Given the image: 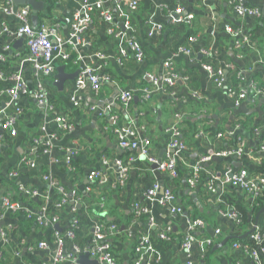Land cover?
<instances>
[{
  "label": "crops",
  "instance_id": "1",
  "mask_svg": "<svg viewBox=\"0 0 264 264\" xmlns=\"http://www.w3.org/2000/svg\"><path fill=\"white\" fill-rule=\"evenodd\" d=\"M38 1L43 2V7L36 11L31 7V24L37 28H56L58 37L68 39L75 15L82 11L83 0ZM103 1L104 9L115 17L119 36L108 33L106 20L96 11L84 30L83 40L65 46L64 51L69 57L59 59L52 76L38 74L31 64H20L26 49L24 39L14 34L18 21L13 15L0 13V57H5L4 61L0 60V65L4 66L2 70L6 72L5 76L21 74L27 85L19 100L23 108L19 133L6 139L0 146L2 258L6 260L4 256L10 255L7 259L9 264H40L50 260L56 253L57 245L42 249L38 242L43 239L52 241L54 231H58L55 228L57 224L62 229L58 232L64 235L79 216L83 217V228L76 232L91 234L99 213L95 209L91 211L87 200H77L76 193L99 199L103 189L106 190L104 192L110 191L111 199L107 201L102 214L107 213L111 221L117 219L121 224L120 227L114 223L118 229L109 238L114 250L121 249L119 253L114 251L118 264H134L135 255H153L158 259L157 264H253L251 257L236 249L233 243L257 230H264V215L257 224L258 214L251 218L245 228H237V217L232 215L231 207L249 201L248 195L239 188L225 187L222 207L229 213L226 217L219 211V195L209 190L203 193L204 182L195 189L190 188L187 177L197 161L205 155L212 157L203 164V176L208 175V180L213 178L217 190L221 188V179L230 173L247 169L251 174H256L255 170L261 164L264 154L258 149L264 142V96L255 104L244 101L236 107L227 95L226 86L217 87L202 63L215 61L220 65L227 64L225 71L230 83L247 86L251 80H255L264 90V0H243L260 9L259 17L240 16L233 0H139L135 10L129 6L130 0ZM8 3L15 8L24 6L16 5L13 0H0V5ZM178 6L185 9V14L193 15L191 23L173 21L171 15ZM34 14L38 16L37 20H34ZM81 18L84 19L82 14ZM228 25L247 33L249 42L240 49L235 48L233 38L226 30ZM4 26L8 27V32L2 31ZM160 28L162 31L158 32ZM129 38L139 41L144 48L145 58L142 62L136 61L132 55L120 57V47ZM19 40L22 42L17 45ZM181 47L190 49L191 53L180 52ZM167 61H171V66L179 71L181 78L145 99L143 89L152 86L148 75L161 79ZM58 67H62L66 75L62 89L53 82V79H58ZM83 71H90L100 78L107 76L108 80L101 81L99 89L95 90L85 77L86 87L77 90L79 74ZM237 72L244 80H236ZM40 84L45 86L47 97L53 104L52 109L39 105L37 90ZM12 85L13 81L0 80V88ZM123 91L133 94L129 102L121 101ZM75 92L77 104L72 100ZM9 98L5 96L0 104ZM251 114L253 116L245 123ZM58 115H64L72 123L70 131L62 132L55 121ZM208 125L223 128L225 134L218 137L206 132L205 126ZM43 127H46L43 134L46 137L53 132L59 134L48 153L34 150V139ZM121 127L135 129L139 139L150 137L151 156L165 159L177 152L180 176L171 177L166 171L154 168V163L141 155L140 149L121 148L117 134L113 132L114 128ZM173 128L180 130V139L185 143L180 152L169 146ZM256 128L258 132H255ZM200 131L203 134L196 136ZM229 132L233 135H229ZM239 138L246 143L244 155H214L218 151L232 150ZM68 150L76 151L72 164L77 169L74 168L73 175L66 164ZM31 151L34 152L35 165L19 166L20 158ZM104 159L109 160L108 165H103ZM117 160L128 167L127 180L122 185L118 181L120 167ZM94 169L107 174L106 184L98 185L97 181L87 179ZM14 171L17 176H13ZM44 174L57 180L69 193V204L58 213L60 221L53 228L41 227L33 222L29 224L23 214L4 210L1 201L2 196H9L34 212H40L45 205L51 209L58 200L52 194L58 192L43 179ZM154 185L159 186L156 198L145 197V192ZM168 186L175 193L177 204L185 208L182 213H173L169 206L158 203L164 188ZM20 187L35 190L38 195H30L21 191ZM137 200L151 210L153 227L149 226L148 215L134 216L132 207ZM97 205L101 206L100 203ZM189 217L201 220L203 228L196 230L195 241L185 249L181 243ZM254 226L255 230L247 234ZM169 227L173 232L172 242L164 241L157 235L158 231ZM216 228L222 230L220 235H215ZM2 229L7 241L1 234ZM119 231L125 234V239L121 241L122 248L113 243ZM229 236L233 237L223 243ZM145 238H149L148 251L138 253L137 249ZM235 238V241H231ZM205 239H211V244L204 245L202 242ZM72 244L67 239L65 250L71 251ZM209 249L211 253L207 260L204 257Z\"/></svg>",
  "mask_w": 264,
  "mask_h": 264
},
{
  "label": "built area",
  "instance_id": "2",
  "mask_svg": "<svg viewBox=\"0 0 264 264\" xmlns=\"http://www.w3.org/2000/svg\"><path fill=\"white\" fill-rule=\"evenodd\" d=\"M236 3L237 13L242 16H251L259 17L261 11L258 7L248 5L243 2V0H233ZM139 0H130L129 6L132 10H135L138 7ZM103 0H83L82 11L75 15V19L71 24V31L69 32L68 39H62L57 36L56 28H50L47 26L34 27L31 24L30 15L31 7L24 5L21 8H15L13 4L8 3L5 5H0V13H5L8 15H13L17 21L18 26L14 34L24 39L25 45V55L21 57L20 64H31L36 72L44 76H52L56 70L59 59L66 60L69 55L64 51L66 45H74L80 43L83 40L84 30L87 28V24L93 18V13L99 11L103 18L107 22V31L111 35L119 36L117 32L115 17L109 11L104 9ZM185 9L181 6H178L174 9V12L171 15V18H174V22L181 23L182 21L191 22L193 19L192 14H185ZM81 14L84 16V19L81 18ZM226 30L231 34L235 48L240 49L244 44L248 43L250 38L249 35L243 32L240 28H234L232 26H226ZM3 32H8L9 29L7 26L2 28ZM161 28L158 32H161ZM8 48V47H7ZM6 48V49H7ZM180 52L190 54V49L186 47H181ZM204 53L208 54L207 51ZM129 55H132L136 61L142 62L145 58L144 48L141 43L134 38H129L124 42V45L120 47V57L125 58ZM1 61L5 60V57H0ZM203 68L208 72L211 80L216 84L217 87L221 88L224 85L226 86L227 95L233 100L234 105L239 107L244 101H249L252 104L255 103L256 99H260L264 96V90L260 87L259 83L255 80H251L247 86L238 85L235 86L234 83H230L227 79L226 68L227 64L220 65L215 61L203 62ZM165 74L161 79L151 74L148 77L151 80L152 86L145 87L143 89V97L148 99L153 95L154 92H157L159 89H162L167 86H172L177 79L181 78L179 71L175 70L171 66V61H167L164 65ZM5 71L0 70V80L13 81V85L9 87L0 88V100L4 99L5 96H9V100H5L3 104H0V146L8 138L15 137L19 133V120L23 115V108L19 104L22 93L26 90V81L21 74L5 76ZM77 81V90L85 88L84 78L87 77L92 83V87L95 90H98L100 87L101 81L108 80L107 76L99 77L90 71L86 73L85 71L79 74ZM236 80H244L241 73L237 72ZM57 79H53L55 83ZM133 94L130 91H123L120 95V99L123 102H129ZM37 100L39 105L47 107L49 109L53 108V104L48 99L46 94V89L43 84H40L37 90ZM74 103H78L76 92L72 96ZM55 121L60 125L62 132H68L72 128V123L64 116L58 115L55 118ZM46 127L41 129V133L37 135L34 139V150H41L44 153H48L53 146V143L58 138L59 134L56 132L49 133V136L46 137L44 130ZM114 134H117L118 142L121 148L128 150L140 149L141 155H145L149 158L150 162L157 164L158 168L166 171L171 175V177H176L177 167H178V153L173 152V154L168 155L165 159H159L157 157L151 156L150 144L151 138L144 137L142 139L137 138V133L135 129L131 127H121L119 129H113ZM255 132H258V128L255 129ZM203 134V131H200L196 134L199 136ZM224 133H218V137H222ZM233 135L232 132L228 133ZM171 140L169 143L172 150L182 151L185 147V143L180 139V130L173 128L171 131ZM260 152L264 154V142L260 145ZM76 151L68 150L66 155V164L71 173L74 172V167L72 164V158L75 155ZM246 153V143L242 138L238 139L237 146L229 151H218L214 155L216 156H229L235 155L236 157H241ZM211 155L202 156L197 163L193 166L191 176L187 179V184L190 188L195 189L201 182V173H203L204 168L203 164L211 159ZM109 160L104 159L103 165H108ZM116 163L119 165L120 170L118 173L119 183L122 185L127 180L128 176V167L124 165L120 160H117ZM19 166L35 165L34 152L31 151L29 154L24 155L19 160ZM13 176H17V172H13ZM211 176V175H210ZM212 177V176H211ZM43 179L48 181L53 189H56L59 195L62 196L60 201H56L54 208L57 211H61L64 206L68 203L69 193L67 190L58 183L57 180L52 179L49 174H44ZM87 179L90 181H98L99 184H106L108 176L103 170L94 169L90 171L87 176ZM214 179L209 180L208 190L214 193H217V202L219 204L224 202L223 199V189L227 186H232L243 190L251 200L257 199L264 192V174H251L247 169H239L236 172L230 173L226 177L222 178L220 181V189L217 190L214 187ZM159 186L154 185L151 189H148L144 196L149 199L156 198V191ZM21 191H24L30 195H38V192L35 190H28L24 187H20ZM75 195V191L72 192ZM2 205L4 210L17 212L23 214L28 220L33 221L41 227L53 228L59 221V215L55 211H51L47 205L43 207L40 212H34L30 207L23 205L20 201H14L9 196H2L1 198ZM158 203L164 206H169L173 213H182L185 208L177 204L176 195L173 190L168 186L164 188L163 195L158 199ZM133 212L135 217H139L142 214L148 215V223L150 227L154 226V217L150 215V209L143 204L141 200H137L133 204ZM75 210V207L72 208ZM3 209H0V220L3 217L1 212ZM232 215L237 217V214L233 207H231ZM221 215L228 216L226 210L219 209ZM199 228H203V223L201 220L189 217L188 218V227L185 230L184 238L181 243V246L185 249L189 248L190 245L195 241L196 236L195 232ZM78 222L75 220L71 223L70 229L63 235L58 231H54L52 241L40 240L38 242L39 248L49 249L50 245L56 244L57 250L53 257L50 260H44L40 264H80L79 259L83 255V252H88L89 257L96 259L98 264H118L115 253L113 252V244L109 241V238L116 234L118 229L116 224L106 225L103 222L96 221L94 229L91 233V239L88 243L87 248L82 251L80 246L74 242L76 231L80 230ZM1 230V229H0ZM215 235H220L222 230L220 228L215 229ZM1 234L5 241H7L6 233L2 229ZM158 237L164 241L172 242L174 239L173 232L171 228H166L158 231ZM71 240L72 250H65L66 240ZM251 239L253 243L250 242H234L233 246L236 249H241L243 253L252 259L253 264H263L264 258V230H257L251 234ZM149 238H145L141 242V246L137 249L138 253L143 251H148L149 248ZM211 239H205L202 243L204 245H210ZM0 257H2V251H0ZM158 259L153 255L137 256L134 257V264H157ZM188 264H191L190 262Z\"/></svg>",
  "mask_w": 264,
  "mask_h": 264
},
{
  "label": "trees",
  "instance_id": "3",
  "mask_svg": "<svg viewBox=\"0 0 264 264\" xmlns=\"http://www.w3.org/2000/svg\"><path fill=\"white\" fill-rule=\"evenodd\" d=\"M182 22H188V21H185L184 20ZM191 22H188V23H191ZM2 69H4V66L3 65H0V70H2ZM227 79H228V75H227ZM228 81H230V79H228ZM258 101H259V98L256 99L255 103H257ZM252 116H253V114H251V116L248 117V119H247V121H245V123L249 122V120H250V118ZM202 121H205V120H202ZM242 124H244V122ZM205 131L208 132V133H212L213 135H217L218 133H224L225 132V131H223V128H220L218 126L217 127H211L209 125L208 126H205ZM261 160H262L261 161V164H259L257 166V169L255 170V173L256 174H264V156L262 157ZM73 167L75 169H77L75 166H73ZM177 173H178V175L176 177H179L180 174H181V171H180V168L179 167H177ZM71 174L73 175V173H71ZM190 176H191V173L188 175L187 179ZM203 182H204L203 187H204L205 190L204 189H202V190H203V193H205L206 191L208 192V185H209L210 182L208 180V175L203 176V173H201V182H200V184L203 183ZM97 183H98V185H100L98 181H97ZM101 191H102L101 198H99V199H97L95 197H93V198H91V197L90 198H86L80 192L76 193L77 194L76 195V199L77 200H81V201L87 200V204L90 206L91 211L95 209L99 213V218L97 219L98 221L103 222L106 225L117 223L120 226L121 224L117 221V219H114L113 221H111L110 220V215H107V213L102 214L106 210L104 207L107 206V201L110 200L111 198H110V195H109V192L110 191L109 192H104L106 190H103V189ZM52 196L54 197L55 200L58 198L57 201H60L61 198H62V196L61 195L59 196L56 192H53ZM97 203L98 204L100 203L101 206L100 205H97ZM68 204H69V202L67 203V205ZM220 206H221V209L224 208V207H222V203L220 204ZM232 207H233V209L235 210V212L237 214L236 223H238L237 224L238 227L237 226L236 227L237 228H240V229H242L243 227L245 228L246 225H248L251 222V218L255 217L258 214V212L262 208H264V192L257 199H254V200L249 199V201H247L245 203L244 202L243 203L240 202V203H237V204H233ZM50 210L51 211H55V213H57V214L60 212V211H57V209L54 208V207H52ZM223 210H225V209H223ZM81 220H83V217L82 216H79V219H76V221L78 222V225L80 226V228H83L82 227ZM27 221H28L29 224H30V222H33L31 220L29 221L28 219L26 220V222ZM124 236H125V234L123 232L119 231L118 237L117 238H114L113 243L115 242V244H117V247L119 245L120 248H122L123 244H122L121 241H123V239H125ZM90 239H91V234H89V235H87V234L82 235L81 233L76 232V235H75V238H74V242L80 246V248L82 249V251H84L87 248ZM233 240L235 241L236 238L235 239H232L231 241H233ZM239 242H250V243H253V240L251 239V235H249L248 237H246L243 240H240ZM114 251H116V253H119L121 251V249H117L116 248L114 250V248H113V252ZM116 253H115V255H116ZM210 253L211 252H210V249H209V251L206 252L204 258L208 260V258L210 256ZM4 257H6V260H4L2 257H0V264H9V262L7 261V259L10 258V255L7 254Z\"/></svg>",
  "mask_w": 264,
  "mask_h": 264
},
{
  "label": "water",
  "instance_id": "4",
  "mask_svg": "<svg viewBox=\"0 0 264 264\" xmlns=\"http://www.w3.org/2000/svg\"><path fill=\"white\" fill-rule=\"evenodd\" d=\"M14 3L16 5H28L30 7L33 8V10H38V9H42L43 7V2L42 1H38V0H13ZM34 20H37L38 19V16L36 14H34L33 16ZM22 42V40H19L17 42V45L20 44ZM59 68V67H58ZM65 73L64 71L62 70V67L59 68V74L57 75V81L55 82V84L60 87L61 89L63 88V85H64V82H65ZM154 168H157L158 165L157 164H154L153 165ZM264 215V208H262L259 212H258V215L256 217V224L259 222V219ZM55 228L58 230V231H62V229L60 228V226L57 224L55 226ZM122 229H124V226H122ZM255 230V226L253 227V229L251 231H249L247 234H250L251 232H253ZM233 237V236H231ZM231 237H226L223 241V243H226L229 239H231ZM239 237V236H238ZM79 262L81 264H98V261L96 260H91L89 258V253H86L84 255H82L79 259Z\"/></svg>",
  "mask_w": 264,
  "mask_h": 264
}]
</instances>
